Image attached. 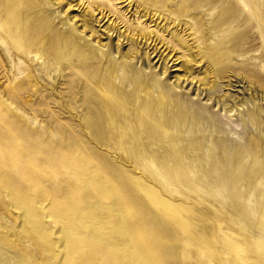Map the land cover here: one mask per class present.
I'll use <instances>...</instances> for the list:
<instances>
[{
  "label": "rangeland",
  "instance_id": "374dc122",
  "mask_svg": "<svg viewBox=\"0 0 264 264\" xmlns=\"http://www.w3.org/2000/svg\"><path fill=\"white\" fill-rule=\"evenodd\" d=\"M158 1L36 0L38 4H32L28 11V25L35 34L32 40L41 38L40 34H52L51 40L45 41L46 50L25 49L20 54L12 39L0 29V264H257V256H264V246L259 242L264 239V185L258 198L254 189L257 191L259 182L236 179L234 183L242 190L240 195L231 198L223 191L217 199L215 193L201 196L183 183L160 181L142 168L154 165L155 160L163 164L171 146L161 140L151 141L147 132L141 131L136 139L139 146L135 145L139 166L130 154L118 148L117 143L124 142L122 131H104V118L91 108L97 101L93 83L99 70L105 73L109 68L107 53L111 46L112 56L117 59L112 65L118 74L125 73L130 79L142 73L140 76H157L167 83L171 98L168 104L176 108L182 126L194 124V111L202 112L206 120L213 122L210 124L223 130L219 132L225 133L228 142L248 143L246 150H255L250 153L259 157L251 158L248 153V166L263 162L259 158L260 154L264 158V0ZM95 3L103 5L100 7L105 18ZM222 3L228 4V16L220 15ZM111 5L119 12L114 13ZM109 9L110 13L106 12ZM142 10L154 12L160 19H152L153 14L146 16ZM192 12L198 13L199 18L191 17L195 15ZM235 15L242 17L237 19ZM85 22L99 30L95 37L104 45L98 46L101 53L94 48L96 40L83 25ZM129 26L147 27L153 34L159 32L158 40H164V46L172 47L173 39L185 43L176 46L170 56L168 50L161 58L157 52L154 59V55L150 57L151 62H146L144 56L132 62L118 59V52H126L129 42L120 38L122 44L117 48V37L132 35ZM52 32H67L74 38L76 35L81 44L93 46L91 50L85 48L90 55L83 59L84 65L76 58L57 60L54 50L58 43L55 45ZM142 44L143 41L138 45L142 52L147 48L150 54L155 49L153 44ZM191 55L194 59L189 62ZM182 62L190 66V71L182 68ZM97 66L99 70H94ZM209 71L214 77L208 75L201 84L203 72L210 74ZM123 81L127 90H132L127 80ZM151 89L155 96L162 90L158 85ZM224 100L228 104L225 107ZM183 134L181 140L187 137ZM259 136L263 143L254 144L251 139ZM210 140L200 142L199 157L207 156L208 148L213 146ZM179 147L174 158L183 154ZM178 150L180 153H176ZM191 157L187 159L191 166L207 165L197 164ZM225 183L221 182L220 187ZM233 200L245 205L244 217L239 218L230 208ZM242 219L246 226L238 223Z\"/></svg>",
  "mask_w": 264,
  "mask_h": 264
},
{
  "label": "bare ground",
  "instance_id": "6f19581e",
  "mask_svg": "<svg viewBox=\"0 0 264 264\" xmlns=\"http://www.w3.org/2000/svg\"><path fill=\"white\" fill-rule=\"evenodd\" d=\"M36 0H31L29 2V0H0V29L7 35L9 36L12 41L14 42V45L17 47V50L20 52H22L25 49L28 50H32V51H36L39 49L46 50L45 47V41H49L52 38V34L51 37H49V35H47L48 33L45 34H38L39 36H42L41 38L37 37V39L32 40L35 38V34L32 32V30L29 27V17H28V11L31 10V8H33L32 4H35ZM45 1V0H43ZM49 1V0H48ZM136 1V0H135ZM160 1V0H159ZM158 1V3H159ZM166 1V0H165ZM183 1V0H182ZM182 1L179 3H182ZM189 1V0H187ZM192 1V0H191ZM196 1V0H195ZM212 1V0H211ZM258 1V0H257ZM26 2H29L28 4H26ZM41 2V1H40ZM169 2V0H168ZM173 2V1H172ZM178 2V1H177ZM210 2V1H208ZM207 2V3H208ZM227 2V1H226ZM233 2V1H232ZM46 5V2H44ZM50 3V2H49ZM48 3V4H49ZM157 3V4H158ZM171 3V2H170ZM193 3V2H192ZM195 3V2H194ZM198 3V2H196ZM200 3V2H199ZM206 3V4H207ZM211 3V2H210ZM214 3V2H212ZM211 3V4H212ZM229 3V2H228ZM26 4V5H25ZM42 4V3H41ZM96 4V3H95ZM142 4V2H141ZM160 4H163V2H161ZM167 4V3H166ZM176 4V3H175ZM173 4V5H175ZM191 4V3H189ZM223 4V3H222ZM221 4V5H222ZM231 4V2H230ZM97 5V4H96ZM153 5V4H152ZM164 5V4H163ZM194 5V4H193ZM209 5V4H208ZM215 5V4H214ZM228 5V4H227ZM227 5H222V11L221 14L222 16H225L230 13H228L229 7ZM240 5V4H239ZM41 6V5H39ZM50 6V5H49ZM100 6L103 7V5H97V9L99 10V14H102V18H105L106 15H103L104 9H102ZM159 6V5H158ZM161 6V5H160ZM167 6V5H166ZM176 6V5H175ZM199 6V5H198ZM201 6V4H200ZM206 6V5H205ZM217 6V5H216ZM38 7V6H37ZM36 7V8H37ZM44 6H42L43 9ZM48 7V5H47ZM155 7V5H154ZM153 7V8H154ZM215 7V6H214ZM220 7V6H219ZM232 7V6H230ZM168 8V6H167ZM175 8V7H174ZM184 9V7H182ZM191 8V7H190ZM193 8H195L193 6ZM192 8V9H193ZM197 8V6H196ZM220 8V9H221ZM242 8V7H241ZM256 8V7H255ZM96 9V10H97ZM114 6L111 5V10H114ZM172 9V8H171ZM181 9V8H180ZM187 9V8H186ZM218 9V8H217ZM232 9V8H231ZM254 9V8H253ZM39 10V9H38ZM154 10V9H153ZM170 10V9H169ZM233 10V9H232ZM237 10V9H236ZM255 10V9H254ZM41 11V9L39 10ZM110 13V9L106 10V12ZM146 11V10H145ZM143 11L142 12L148 16L150 14H153V16L151 17L152 19H154L156 17L155 20H159L160 17L156 16L154 12H148V11ZM156 11H159L158 9H156ZM173 11V10H172ZM172 11L170 14H172ZM181 11V10H180ZM199 13V10H197ZM196 11V12H197ZM257 11V10H255ZM33 12V11H32ZM38 12V11H35ZM119 11H117L118 13ZM206 12V11H205ZM231 12V11H230ZM27 15H26V14ZM165 13V12H164ZM174 13V12H173ZM176 13V12H175ZM195 14L194 12H192V14L195 15H190L191 17L198 15L199 18V14ZM112 14V13H111ZM161 13H159L160 15ZM169 14V16H170ZM174 15V14H173ZM176 15V14H175ZM219 15V16H220ZM240 15V14H238ZM243 15V14H241ZM66 16H68L66 14ZM65 16V17H66ZM166 16V15H164ZM183 16V15H182ZM226 16V17H227ZM260 16V15H259ZM31 17V16H30ZM173 16H170V18ZM185 17V15H184ZM183 17V18H184ZM217 17V16H216ZM221 17V16H220ZM220 17H217L216 19L219 20ZM235 17L237 18V16L235 15ZM234 17V18H235ZM242 17V16H241ZM239 17V18H241ZM68 18V17H67ZM66 18V19H67ZM169 18V17H168ZM175 18V17H174ZM182 18V19H183ZM214 18V17H213ZM237 18V19H239ZM244 18V17H243ZM167 19V18H166ZM173 19V18H172ZM181 19V18H180ZM185 19V18H184ZM194 19V18H193ZM201 19V18H200ZM215 19V18H214ZM213 19V21H214ZM223 19H226L223 17ZM222 19V20H223ZM231 19V18H230ZM155 20L153 22H155ZM165 20V19H164ZM174 20V19H173ZM192 20V19H191ZM195 20V19H194ZM202 20V19H201ZM212 20V19H211ZM245 20V19H244ZM166 21V20H165ZM190 21V19H189ZM198 21V19H197ZM220 21V20H219ZM218 21V22H219ZM227 21V19H226ZM234 21V19H233ZM249 21V19H248ZM163 22V21H161ZM175 22V20H174ZM195 22V21H193ZM192 22V23H193ZM216 22V21H214ZM221 22V21H220ZM230 22V21H229ZM236 22V21H235ZM166 23V22H165ZM183 23V21H182ZM202 23V22H201ZM206 23V22H205ZM231 23V22H230ZM234 23V22H233ZM246 23V21H245ZM244 23V25H245ZM167 24V23H166ZM198 24V23H197ZM217 25V23H214ZM228 24V23H227ZM225 23V25H227ZM237 24V23H235ZM242 24V23H239ZM89 31L90 33H92V36L94 38V40H96L97 46L94 47L96 48V50H98L100 53L102 52V50L100 49V47H104V45H100V38L99 37H95V35L99 32V30H94L92 28V25H89V23L85 22L83 24ZM175 25V24H174ZM181 25V24H180ZM186 25V24H184ZM190 25V24H189ZM200 25V24H199ZM204 25V24H203ZM208 25V24H207ZM238 25V24H237ZM236 25V26H237ZM173 26V25H172ZM202 26V25H200ZM212 26V25H210ZM209 26V27H210ZM243 26V24L241 25ZM168 27V26H167ZM189 27V26H188ZM193 27V26H192ZM195 28H197L196 26H194ZM199 27V26H198ZM208 27V29H209ZM222 26H220L221 28ZM178 28V27H177ZM205 28V27H204ZM207 28V27H206ZM219 28V29H220ZM236 28V27H235ZM240 28V26H239ZM192 29V28H191ZM194 29V28H193ZM201 29V28H200ZM203 29V28H202ZM201 29V30H202ZM214 29V27H213ZM237 29V28H236ZM245 29V28H244ZM55 30V28H54ZM59 30V29H58ZM86 30V29H85ZM166 30V29H165ZM182 30V29H181ZM190 30V29H188ZM187 30V31H188ZM218 30V28H217ZM226 30V29H225ZM231 30V29H230ZM240 30V29H239ZM61 31V30H60ZM68 31V30H67ZM128 31L131 33L132 35H130L129 33L125 36H123V34L118 35L117 37V41H120V38H122V42L124 40H126L127 42H129V48L126 52H124L123 54L120 53V51L118 52L119 54V58H125L126 60H128L129 62H132L135 58H139L141 56H144L143 58H145L146 62H151L152 59H154L156 57V54L160 53L159 57L161 58L162 54L164 52H166L168 50L169 52V56L173 53V51H175L177 49L176 46H181L182 44H184L185 42H175V40L173 39V41L170 43L172 44V47H168V46H164L165 43L162 40H158V34L159 32H157L158 34H153L152 32H149L146 28H140V29H135V28H131L130 26L128 27ZM197 31H200L199 29ZM212 32H214L212 29L210 30ZM223 31V30H221ZM56 32V30H55ZM53 33L54 37L53 39L55 40V45L58 43V48L57 50L53 49L56 53V57L58 61H64V60H69L71 58H76V60L78 62H81V64L84 65V63H82L85 57H87V55L90 53H88V51H86V47L90 48L89 50L93 49V46L91 44H81L80 42H78V38L75 35V38L73 37V35L71 36L70 33L69 35H66L67 32H65V35L63 34H58V33ZM59 32V31H58ZM70 32V30H69ZM84 32V31H83ZM109 30L106 32L108 33ZM156 32V31H155ZM190 33H192L191 31H189ZM201 32V31H200ZM209 32V31H208ZM211 32V33H212ZM224 32V31H223ZM228 32V30H227ZM204 33V32H203ZM225 33V32H224ZM230 33V31H229ZM194 34V33H192ZM198 34V33H197ZM202 34V33H201ZM200 34V35H201ZM227 34V33H226ZM162 33H161V37H162ZM190 35V34H189ZM196 35V33H195ZM213 35H215L213 33ZM225 35V34H224ZM160 36V35H159ZM192 36V35H191ZM197 36V35H196ZM233 36V35H232ZM239 35H237L238 37ZM156 37V38H155ZM175 37V36H174ZM190 37V36H188ZM223 37V36H221ZM231 37V36H230ZM236 37V39H238ZM49 38V39H48ZM176 38V37H175ZM195 38V37H194ZM198 38V37H197ZM235 38V37H234ZM98 39V40H97ZM196 39V38H195ZM224 39V38H222ZM229 39V38H228ZM233 39V38H232ZM235 39V40H236ZM32 40V41H31ZM39 40V42H38ZM139 40V42L137 43V41ZM169 40V39H168ZM177 40V39H176ZM199 40V39H198ZM221 40V39H220ZM141 41H143V46H152L155 48L150 54L149 51H147V48L144 49V51L142 52L141 49L138 48V45L141 43ZM192 41V40H191ZM201 41V40H200ZM204 41V39H203ZM228 41V40H227ZM233 41V40H232ZM238 41V40H237ZM240 41V40H239ZM54 42V41H53ZM117 42V43H118ZM122 42H119V46L116 44V47H120V45L122 44ZM41 43V44H40ZM169 43V42H168ZM200 43V42H199ZM225 43V41H224ZM228 43V42H226ZM231 43V41H230ZM236 43V42H235ZM234 43V44H235ZM49 44V43H48ZM147 44V45H146ZM232 44V43H231ZM237 44V43H236ZM240 44V42H239ZM237 44V45H239ZM47 45V44H46ZM227 45V44H226ZM98 46H100L98 48ZM171 46V45H170ZM220 46V44H219ZM224 46V45H223ZM222 46V47H223ZM229 46V45H228ZM227 46V47H228ZM52 46H50L49 48H51ZM152 47V48H153ZM163 47H165L163 49ZM226 47V48H227ZM232 48V45L229 46ZM234 47V46H233ZM236 47V46H235ZM53 48V47H52ZM151 48V49H152ZM225 48V49H226ZM163 49L161 52L160 50ZM221 49V48H220ZM119 50V49H117ZM207 51V50H205ZM228 51V50H227ZM114 52V47L109 46L108 49V53H107V57H108V63L104 62L105 64H107V66L109 65L108 69H104L105 73H102L99 70L100 64L98 61H95L98 66L97 67H93V69H98L100 72V75L97 76V79L95 81V83H93L94 88H95V93H96V97H97V101H95V105L94 107L91 108H95L94 110L96 111L97 115L100 118H104L105 122H102V128L107 131H122L120 134L123 137L124 142L121 143L122 141H120L121 145L117 143L118 148L125 150V152L127 154H130V156L132 158H134L135 162H138L137 164L139 165V163H141V160H139L138 156L136 155L137 151L135 148L136 145V139L138 137V135L140 134L141 131H146L149 140L153 141V140H161V142H165V144L171 146V148L168 150L166 157H165V161L163 164L159 165L160 163L157 162V160H155L157 163H155L154 161V165L151 164V166H144V171L143 172H147L150 174H152L154 177H156L158 180L160 181H164L166 179V181H172V182H180L183 183V185H185L187 188L189 189H193L195 192L198 193V195H213V193H215L216 198L218 199L219 197L222 196V192L224 191L226 193L227 196L231 197L233 195H235L236 197L239 196L240 192H242L241 189L237 188V185L234 183V181L237 179L242 178L243 180H245L247 183L248 182H252V181H257L260 183L259 187L256 189H254L256 195H258V198L260 197V195L263 193L261 192L262 186L264 185V158L263 155L260 154V158L259 160L262 158L263 162H261L260 164L257 163H253V165L251 166L249 164V166L246 164V158L248 159V153H250V151H255V150H246L248 143L246 144H235L231 142H228L226 138H224L225 133H220L219 131H223L220 127L216 126V124H210L213 123L211 121H209V118L206 120L204 117V113L199 112V111H194V113L192 114L193 118H195V122L194 124L191 123H187L184 126L182 122L179 121V117L175 114V110L176 108H171V106L168 104V100H170L171 98L168 95V92L166 91V88H169V86L167 85V83L163 80L161 81L160 78L157 79V76H154V79H152L150 76H140V73H138V75H132L130 77V79L128 78L127 74L122 73L121 75L118 74L116 72L117 69H114L113 67V63H117V59L115 60V58L112 56V53ZM158 52V53H157ZM39 53V52H38ZM43 53L45 54L46 52L43 51ZM201 53V52H200ZM199 53V54H200ZM225 53V52H224ZM228 53V52H227ZM21 54V53H20ZM206 54V52H205ZM211 54V53H210ZM219 54V53H217ZM37 55V54H36ZM46 55V54H45ZM105 55V54H104ZM154 55V56H153ZM209 55V54H208ZM215 55V54H214ZM41 56V55H40ZM44 56V55H43ZM152 57V59L150 60V57ZM204 56V55H203ZM175 56L173 55L172 58H174ZM206 57V56H205ZM216 57V56H215ZM224 57V56H222ZM190 60L188 59L189 62H192V60L194 59V57L191 55L190 56ZM217 58V57H216ZM163 59V58H162ZM168 59V58H167ZM165 59V62L166 60ZM179 58H175V60L177 61ZM207 60V59H206ZM212 60V59H211ZM102 61V60H101ZM104 61V60H103ZM102 61V62H103ZM106 61V60H105ZM93 62V63H95ZM227 62V61H224ZM222 62V63H224ZM103 63V64H104ZM125 63V62H124ZM174 63V62H173ZM183 63V62H182ZM149 64V63H148ZM212 64V63H211ZM238 64V63H237ZM127 65V64H126ZM150 65V64H149ZM188 65V64H187ZM185 63H183L182 68H184L185 70L190 71L189 67L187 66ZM165 68V71L167 69V64L163 65ZM211 66V65H210ZM213 66V65H212ZM104 67V66H103ZM133 67V66H132ZM141 67V66H139ZM106 68V67H105ZM119 68V67H118ZM134 68L135 65H134ZM133 68V69H134ZM142 68V67H141ZM171 68V67H170ZM138 69V67L136 68ZM127 70V69H126ZM164 70V69H163ZM213 70V69H212ZM243 70V69H242ZM119 71V70H118ZM208 71V70H207ZM214 71V70H213ZM212 71V72H213ZM221 68H220V72H221ZM246 71V70H245ZM255 71V70H254ZM143 72V71H142ZM211 71H209L210 73ZM218 72V69L217 71ZM222 73V72H221ZM246 73V72H245ZM162 74V73H161ZM255 74V73H254ZM147 75V74H146ZM149 75V74H148ZM165 75V74H164ZM208 75H212L210 74H206L205 72H203V77L199 79V82L202 84L204 83L205 79L207 78ZM217 74L215 73V76ZM248 75V74H247ZM219 76V73H218ZM210 77V76H209ZM212 77H214L212 75ZM255 77V76H254ZM253 77V78H254ZM217 78V77H216ZM250 78V77H249ZM262 78V77H261ZM116 79L119 80L118 84H116ZM127 80V84L129 85V87H132V90H127V88L125 87V82L123 81ZM224 79V78H223ZM247 79V77H246ZM251 79V78H250ZM257 79V78H255ZM257 81H261V80H257ZM264 81V80H263ZM154 85H158L159 87H161L162 90H160V92L155 96L154 93H152L151 86ZM229 85V84H228ZM127 86V85H126ZM261 87V86H260ZM126 88V89H125ZM68 90V89H67ZM62 94V92H61ZM172 96V95H171ZM65 97V96H64ZM68 97V95H67ZM173 98V97H172ZM263 99V98H262ZM222 101V100H221ZM183 102V101H182ZM225 100L223 101L222 106L225 107L228 104H224ZM234 103V102H233ZM232 107V106H231ZM231 107H228V110H231ZM181 108V107H180ZM180 110V109H179ZM185 111V110H184ZM182 112V110H181ZM232 112V111H231ZM183 113V112H182ZM253 114V113H252ZM251 114V116H252ZM171 115V116H170ZM257 116V114H255ZM254 115V116H255ZM255 116V119L257 118ZM86 121V120H85ZM88 121V120H87ZM260 121V119H259ZM101 127V124H100ZM164 128H169L170 131L166 132V130L164 131ZM208 131V134H206ZM257 132V131H256ZM184 133L187 135L186 139H182L181 140V135ZM183 134V136H184ZM257 134V133H256ZM255 134V135H256ZM119 135V134H118ZM145 135V134H143ZM235 135V134H234ZM254 135V136H255ZM226 136V135H225ZM251 136V135H250ZM253 136V134H252ZM120 137V138H122ZM118 138V137H117ZM117 138H114L113 141ZM119 138V139H120ZM145 138H147L145 136ZM145 138H142L143 140H146ZM147 138V139H148ZM184 138V137H183ZM211 139L210 141H212L213 146L208 148L207 150V156L203 158L199 157V153L201 151V147H200V142H202L205 139ZM262 138V136H261ZM264 139V138H262ZM141 140V139H140ZM254 141V144H262L264 142H261L260 136L259 138H254L251 139ZM138 141V140H137ZM250 141V138H249ZM205 142V141H204ZM261 142V143H260ZM116 143V142H115ZM114 143V145H115ZM139 143V142H138ZM148 143V142H147ZM209 143V142H208ZM252 142H250L251 144ZM140 144H142L140 142ZM145 144V143H144ZM153 144V142H152ZM160 144V143H158ZM211 144V142H210ZM113 145V144H112ZM138 145V144H137ZM136 145V146H137ZM156 145V144H155ZM162 145V144H161ZM178 145L180 147H182V151L183 154L180 158H174V156H176L174 154V152L176 151V149L178 148ZM205 145V143H204ZM229 145V146H228ZM231 145V146H230ZM139 146V145H138ZM141 146V145H140ZM143 146V145H142ZM141 146V149H142ZM148 146V145H147ZM151 146V145H150ZM149 146V147H150ZM157 146V145H156ZM154 146V147H156ZM160 146V145H159ZM210 146V145H207ZM152 147V146H151ZM168 147V146H167ZM179 147V148H180ZM256 147H259L258 145ZM114 148V147H113ZM117 148V147H116ZM206 148V146H205ZM250 147H248L249 149ZM255 148L252 147V149ZM261 148V146H260ZM146 149H148V147H146ZM151 150V148H149ZM148 149V150H149ZM119 150V149H118ZM149 150V151H150ZM160 150V149H158ZM157 150V151H158ZM162 150V149H161ZM180 150V149H179ZM178 150V151H179ZM204 149H202V153L205 151H203ZM261 150V149H260ZM258 151L259 153H261V151ZM117 151V150H116ZM121 151V150H120ZM140 151V150H139ZM148 151V152H149ZM152 151V150H151ZM188 151V152H187ZM264 151V150H263ZM156 152V150H155ZM160 152V151H158ZM120 153V152H119ZM123 153V152H122ZM125 153V154H126ZM154 152H151V154H153ZM176 153H180L176 152ZM182 153V152H181ZM190 153V155L188 154ZM255 153V152H252ZM124 154V155H125ZM126 154V155H127ZM140 154V152H139ZM143 154V153H141ZM162 154V153H161ZM174 154V155H173ZM251 154V153H250ZM148 155V154H147ZM155 155V154H154ZM158 154H156V158ZM160 155V154H159ZM179 155V154H178ZM188 155V156H187ZM256 155H258L257 153L255 154H251V158L255 156V158H258ZM165 156V155H164ZM190 156V158H192L191 156H194L195 161L193 160V162L197 163L198 162L201 164L207 163L206 166L202 167H194L191 166L188 162L186 158ZM128 157V156H127ZM144 157V156H142ZM155 157V156H154ZM148 158V157H147ZM152 158V156L150 157ZM164 158V157H163ZM189 158V159H190ZM128 159V158H127ZM145 159V158H144ZM188 159V160H189ZM193 159V158H192ZM131 160V159H129ZM128 160V161H129ZM151 160V159H150ZM160 160V159H159ZM162 160V159H161ZM132 162V161H130ZM152 162V161H151ZM192 162V160L190 161ZM192 162V164H193ZM159 163V164H158ZM134 164V163H133ZM143 164V163H142ZM159 165V166H158ZM194 165V164H193ZM205 165V164H204ZM137 166V165H136ZM135 166V167H136ZM140 166V165H139ZM142 166V165H141ZM161 167V168H160ZM194 167V168H193ZM140 170V168H138ZM161 169V171H159ZM140 170V171H141ZM161 172V173H160ZM145 173V174H147ZM144 174V175H145ZM151 177V176H150ZM155 178V179H156ZM156 181V180H155ZM225 181L226 183L220 187V183ZM170 183V182H169ZM168 183V184H169ZM163 184V182H162ZM258 184V183H257ZM249 185V184H248ZM167 186V183H166ZM170 186V185H169ZM242 186V184H241ZM247 186V185H246ZM257 187V186H256ZM185 188V187H183ZM264 188V187H263ZM187 191H189L187 189ZM193 191V192H194ZM251 191V190H250ZM173 192V191H172ZM191 192V191H190ZM194 192V193H195ZM250 193V192H249ZM247 195V194H246ZM245 195V196H246ZM264 195V194H263ZM199 197V196H198ZM210 197V196H209ZM241 197H243L241 195ZM248 197V196H247ZM246 197V198H247ZM256 197V196H255ZM208 198V197H207ZM213 198V197H211ZM232 198V197H231ZM220 199V198H219ZM257 199V198H256ZM214 200V198H213ZM241 201V200H240ZM238 202V201H237ZM236 201H232L230 208L233 210V212L239 217H244L246 214L245 211V205L244 204H239ZM249 202V201H248ZM253 202V201H252ZM250 202V203H252ZM221 205L222 204V199L220 201ZM254 203V202H253ZM218 204V203H217ZM220 205V206H221ZM248 206V205H247ZM257 206L259 208H261L260 204L257 203ZM250 207V206H249ZM254 208V205H253ZM263 209V208H262ZM262 213V212H261ZM240 225H247V222L244 221V219L242 220H238ZM237 223V224H238ZM252 227V226H251ZM260 245L264 246V239L261 238L260 239ZM230 249V248H229ZM239 252V251H238ZM187 257V256H186ZM258 258L255 259V263L257 264H264V256L263 255H259L257 256ZM208 259V258H207ZM252 259V258H251ZM253 260V259H252Z\"/></svg>",
  "mask_w": 264,
  "mask_h": 264
}]
</instances>
